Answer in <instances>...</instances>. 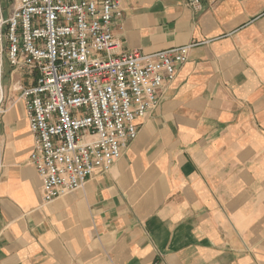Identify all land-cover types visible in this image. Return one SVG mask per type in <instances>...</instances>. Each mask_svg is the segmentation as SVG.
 Masks as SVG:
<instances>
[{
  "label": "crops",
  "instance_id": "0c3cea01",
  "mask_svg": "<svg viewBox=\"0 0 264 264\" xmlns=\"http://www.w3.org/2000/svg\"><path fill=\"white\" fill-rule=\"evenodd\" d=\"M119 1L120 53L187 59L121 156L51 202L16 89L35 73L10 70L0 264H264V0Z\"/></svg>",
  "mask_w": 264,
  "mask_h": 264
},
{
  "label": "built area",
  "instance_id": "2783aa9c",
  "mask_svg": "<svg viewBox=\"0 0 264 264\" xmlns=\"http://www.w3.org/2000/svg\"><path fill=\"white\" fill-rule=\"evenodd\" d=\"M8 4L4 17L0 1V54L13 71L35 73L32 84L16 89L34 136L29 160L41 178L42 200L51 202L121 156L138 134L135 120L157 105L189 46L120 53L112 32L122 15L119 0Z\"/></svg>",
  "mask_w": 264,
  "mask_h": 264
},
{
  "label": "rangeland",
  "instance_id": "374dc122",
  "mask_svg": "<svg viewBox=\"0 0 264 264\" xmlns=\"http://www.w3.org/2000/svg\"><path fill=\"white\" fill-rule=\"evenodd\" d=\"M1 1V6L3 10V16L7 17L8 16V0H0ZM5 30V28H4ZM3 45H6L5 40H3ZM0 64H1V73H0V85H1V93H0V110L2 109V102L5 100V93L8 94L10 87L8 82L6 81V76L10 70H12V67L9 66L8 61L6 59L5 52L3 51L2 54H0ZM17 85H15L16 87ZM20 94V92H18Z\"/></svg>",
  "mask_w": 264,
  "mask_h": 264
},
{
  "label": "bare ground",
  "instance_id": "6f19581e",
  "mask_svg": "<svg viewBox=\"0 0 264 264\" xmlns=\"http://www.w3.org/2000/svg\"><path fill=\"white\" fill-rule=\"evenodd\" d=\"M0 60H1V58H0ZM0 73H1V64H0ZM0 91H1V85H0ZM1 92H2V91H1ZM1 92H0V93H1Z\"/></svg>",
  "mask_w": 264,
  "mask_h": 264
}]
</instances>
